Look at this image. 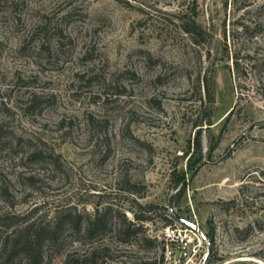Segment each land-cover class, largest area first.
Segmentation results:
<instances>
[{"label":"rangeland","instance_id":"1","mask_svg":"<svg viewBox=\"0 0 264 264\" xmlns=\"http://www.w3.org/2000/svg\"><path fill=\"white\" fill-rule=\"evenodd\" d=\"M261 3L0 0V101L9 107L0 111V212L116 193L121 175L133 194L118 192L113 203L148 219L146 236L182 219L212 247L206 264H264V229L255 222L264 215V184L253 175L264 168V68L245 58L264 54V20L253 11ZM255 19L263 24L257 37L232 32ZM203 74L205 87L195 88ZM30 101L35 108L24 111ZM196 124L202 163L192 166L191 155L188 169ZM37 147L60 155V168L48 156L27 159ZM103 241L116 263L157 258L136 237ZM84 248L68 239L45 264Z\"/></svg>","mask_w":264,"mask_h":264},{"label":"trees","instance_id":"2","mask_svg":"<svg viewBox=\"0 0 264 264\" xmlns=\"http://www.w3.org/2000/svg\"><path fill=\"white\" fill-rule=\"evenodd\" d=\"M253 11L258 16L256 18H263L262 20H264V3L256 6ZM262 29L263 24L261 21L255 19L252 22L235 23L232 32L255 38L262 32ZM182 30L184 33L190 34V31L186 28ZM221 37L225 40L224 31H222ZM224 49L226 51L225 45ZM233 53L232 63L234 70H237L239 57L236 54L234 45ZM245 58L252 69L260 70L264 68V54H253L251 56L247 54ZM204 83L205 75L203 74L200 78L197 75L194 81L195 88H199V86L204 88ZM31 101L24 111L35 108L36 105L34 106ZM0 111H9V107L4 101H0ZM231 114L232 109L227 113L225 122L228 121ZM199 126L201 125H193V128H197V132L192 140V149L190 152L187 151L190 153L189 157L186 153V167L188 169L191 168L189 161L191 155L196 156L192 166L197 164L200 167L202 163L199 142L200 131H198L201 129ZM47 156L51 160L54 170L60 168V155L52 151L48 154L40 147L39 149L38 147L31 149L27 159L40 162L46 160ZM253 175L257 177L260 183L264 184V168L259 169ZM29 180H32V177ZM183 180L182 177L181 182L174 184V187L178 189L177 192L183 191ZM132 188L133 185L125 177L118 176L116 193L122 192L128 197L133 194ZM242 188H245V186H242ZM116 193L114 189L109 191L94 190L93 193L86 191L85 195H81L75 201L56 205L53 210L46 208L48 203L43 201L22 214L0 212V264H45L53 254H60L64 251L68 239L80 242L85 248L67 253L62 264H122L121 262H114L115 257L110 253V244L103 241L108 234H113V238L118 244L128 245L130 244V238L136 237L144 246L158 249V242L154 238L146 236L142 229L143 222L148 219L136 216L130 207L116 206L112 199V196L117 195ZM233 203V201H229L226 204L233 205ZM88 204L92 206V211L87 210ZM133 204L139 210L143 211L145 208L136 201H133ZM146 207L152 208L150 205H146ZM49 213H52L51 216ZM126 213L131 214L134 221H130ZM262 217L255 219V222L261 221L260 228L263 230L264 215ZM112 219H115L114 223H112ZM211 251L212 247L210 246L203 264L207 263ZM133 264H161V260L157 257L153 260H142Z\"/></svg>","mask_w":264,"mask_h":264},{"label":"built area","instance_id":"3","mask_svg":"<svg viewBox=\"0 0 264 264\" xmlns=\"http://www.w3.org/2000/svg\"><path fill=\"white\" fill-rule=\"evenodd\" d=\"M158 242L157 257L161 264H202L205 258L203 244L207 241L198 229H191L182 224H167L154 235Z\"/></svg>","mask_w":264,"mask_h":264},{"label":"water","instance_id":"4","mask_svg":"<svg viewBox=\"0 0 264 264\" xmlns=\"http://www.w3.org/2000/svg\"><path fill=\"white\" fill-rule=\"evenodd\" d=\"M178 221H179L183 226L189 227V228H191V229H196V226L193 225L192 223L188 222V221H185V220H182V219H178ZM208 251H209V248H207V252H206L205 256L208 254Z\"/></svg>","mask_w":264,"mask_h":264}]
</instances>
